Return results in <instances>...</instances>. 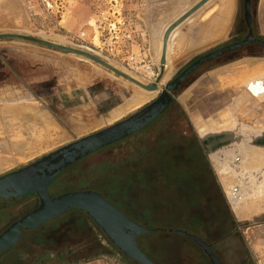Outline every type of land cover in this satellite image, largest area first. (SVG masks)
<instances>
[{
  "label": "rangeland",
  "instance_id": "1",
  "mask_svg": "<svg viewBox=\"0 0 264 264\" xmlns=\"http://www.w3.org/2000/svg\"><path fill=\"white\" fill-rule=\"evenodd\" d=\"M198 1L0 0V33L92 49L105 61L149 84L162 71L159 46L167 25ZM222 1L211 0L213 4L208 2L187 22L189 28H203L201 39L208 34L210 23L222 16L215 15L218 7L212 8L217 2L223 5ZM234 4L230 31L224 38L201 41L191 48L186 45L184 31L180 32L171 53L172 74L150 97H144L147 90L136 83L82 55L25 39L1 38L0 176L138 113L153 104L200 56L235 43L234 39H244L249 31L245 0H235ZM208 8L212 9L210 14L206 13ZM251 26L255 36L264 37V0H254ZM250 59L263 63L264 49L249 45L206 61L179 90L171 91L174 101L155 120L76 161L52 182L50 193L58 196L92 190L102 194L130 219L155 230L142 234L138 243L156 264H213L199 243L178 230L201 237L224 264H264V253L255 246L259 236L264 238V221L251 220L245 225L236 215L197 127V119L214 118L207 123L213 122L219 129L233 121L236 128L240 120H252L264 128V101L248 106L255 99L248 96L245 86L224 87L219 78L224 68L225 74L233 73L239 62ZM253 67L249 75L256 80L264 70L253 71ZM262 86L252 89L254 94H259ZM244 95L248 97L239 110L245 111H237L238 120L226 109L235 104L234 96ZM12 101L18 105H8ZM249 112L250 118L240 117ZM222 115H229L228 123H220L225 118ZM29 142L35 143V149ZM33 149L30 154L26 151ZM226 162L229 167L231 160ZM240 175L245 174H236V179L232 176L233 184L240 183ZM241 183L234 187L240 197L248 182ZM38 205L36 193L0 199V234ZM73 210L35 231H26L16 246L0 255V264H37L46 253H50V264H127L121 250L96 222ZM59 250L67 253L64 263L58 257Z\"/></svg>",
  "mask_w": 264,
  "mask_h": 264
},
{
  "label": "water",
  "instance_id": "2",
  "mask_svg": "<svg viewBox=\"0 0 264 264\" xmlns=\"http://www.w3.org/2000/svg\"><path fill=\"white\" fill-rule=\"evenodd\" d=\"M208 1L209 0H200L197 2L187 13L181 17V19L176 21L173 27L180 24L184 19L192 15ZM251 5L252 0H245V18L250 29L249 34L239 42L219 47L200 56L167 85L166 89L162 91L160 97L153 104L148 105L140 112L130 116L127 119L77 139L76 141H73L49 153L41 159L25 167H22L21 169L0 176V199L8 200L11 198H19L31 192H36L40 199L39 206L36 209L14 221L0 234V255L19 243L24 229L37 228L45 224L47 221L55 219L66 212H69L73 209H80L87 211V213L94 219L98 226L103 229L112 243L117 246L126 256L134 259L140 264H156L140 248L138 243V239L142 234L151 233L155 231L154 229H149L144 225L130 219L123 211L117 208L114 203L109 201L99 192L92 190H77L65 192L58 196H52L49 191V186L60 173H62L66 168L74 164L76 161L106 145H109L125 137L128 134L133 133L134 131L145 127L155 120L169 106L172 95L168 92V90L178 89L182 81L185 80L204 62L220 55L236 51L251 43L264 44L262 40L255 38L253 35V29L251 26ZM172 28L168 29L164 35L162 64L166 63L167 44ZM1 38H20L62 52L76 53L96 61L111 71H114L118 75L135 82L137 85L147 90L155 91L159 88L158 83L161 77L153 83L144 84L128 73L105 61L100 56L90 52L89 50L67 46L47 39L19 33H0V39ZM163 71L164 67L162 66L161 74ZM224 134H229L231 136L215 147L209 146L207 144V140L202 136V144L204 149L209 154H211L213 152H217L218 150H223L232 146V143L235 142V138H237L232 130L222 131L218 134L212 133L211 135H222L224 137ZM236 159L239 160L240 157H237ZM255 220L264 221V218L256 217ZM249 222L250 221H242V223L245 225ZM178 232L192 237L197 243H199L209 254L214 264H222L211 246L201 237L182 230H178Z\"/></svg>",
  "mask_w": 264,
  "mask_h": 264
},
{
  "label": "crops",
  "instance_id": "3",
  "mask_svg": "<svg viewBox=\"0 0 264 264\" xmlns=\"http://www.w3.org/2000/svg\"><path fill=\"white\" fill-rule=\"evenodd\" d=\"M166 8L167 9L169 8L170 11L171 7L166 6ZM179 16H177L175 19H172V21H170V23L167 26H169L173 21H175ZM232 19H233V15H232ZM191 21H188L187 19L186 21H184V23H181V25H179L177 29L175 28V31L179 30V28H180V32L184 31L183 33L185 35L184 39L185 38L188 39V43L186 45L188 47L191 46V48L193 47L196 48L197 46L201 45V41L202 43L203 41L205 43H208L212 39L224 38L226 35H228L232 23L230 22V25L222 24L219 27L217 23V19H214L210 23L209 27L206 28L209 31L208 34H205L206 38L203 37L201 39V36L203 34V28L201 30L189 28L187 22H191ZM186 45L184 44L183 46ZM260 64H261L260 61L252 62L251 59L244 60L238 63L239 69L237 71L228 74L227 73L225 74L226 69L224 68V70H221L219 72L221 85L224 87L232 86L235 88H240L245 86L247 89L248 96L250 95L249 96L250 98L255 99L253 101V104H250L248 106L259 104V101L261 100L264 101V89L259 90V94L256 95L254 94L252 88L253 87L257 88L258 86L260 88L262 85L264 86V82H262L264 81V71L261 74L257 75L258 81L256 80L255 82L254 79H251V82L249 81L247 82L248 84H244L245 82L244 83L242 82L243 84L239 83L240 85L239 84L236 85V84H232L231 81H234L235 79H239L241 77H245L247 73L249 74V72H251L250 71L251 66H257ZM227 82H230L231 84H228ZM185 96L186 95H184V98H186ZM248 96L245 97L234 96V98H236L234 99L235 104H233L231 108H228L226 110H229L232 113L233 117L235 116L236 118H238L239 115L237 114V111L239 110V105H244L243 104L245 102L244 98ZM23 100H28V99H23ZM13 102L14 105H18L16 101H12L8 105H13ZM18 103H20V101H18ZM246 116L250 118L252 114L249 112L248 115H243L240 117H246ZM210 120L213 121L214 118ZM210 120L197 119L198 131L207 141L211 139L210 142H214L215 144L217 143L215 146L219 145L222 141L230 138L231 135L224 134L225 139L222 138L223 139L222 140L220 138L223 137L222 135L212 136L211 134L212 133L218 134L221 133V131L227 129L229 130L232 129L233 133L237 137L235 138V142L232 143L233 144L232 146L223 150L222 149L218 150L217 152H213L210 154L212 163L214 164L221 180L223 181V184L226 187V193L230 198L231 204L233 205V210L235 211L236 215L239 218H241L246 222L255 220L256 217L264 218V128H262V126L261 127L257 126L255 123L252 122V120H249V122L246 121L245 123H242L240 122L241 120L238 118V120L240 121L236 128L234 127L235 122L233 121V123L230 126H222L219 129V128H215L216 126L214 125L213 122L208 125L207 122L208 121L210 122ZM210 136H212L213 138ZM215 138L217 140H214ZM237 157H240V159L237 160L236 159ZM227 160H231V162H229L231 166L229 165V167L227 166V162H226ZM239 173L245 175L239 176V178L241 177L240 183L234 182L233 184L232 181L233 177L234 179H236V174ZM244 181L248 182V184L246 187L245 185H243L244 188L242 189V195L240 197L241 194L240 191L238 189L235 190L234 187L235 185L236 187L237 186L239 187L242 184L241 182ZM236 199H238V202L235 201ZM235 205H237L238 207ZM255 246L256 248L260 249V253H264V238L259 236V238L255 242Z\"/></svg>",
  "mask_w": 264,
  "mask_h": 264
},
{
  "label": "bare ground",
  "instance_id": "4",
  "mask_svg": "<svg viewBox=\"0 0 264 264\" xmlns=\"http://www.w3.org/2000/svg\"><path fill=\"white\" fill-rule=\"evenodd\" d=\"M234 1L235 0H223L222 2H224V4L223 5H221V3H219V2H217V3H214V7L212 6V8L215 10L216 9V7H218V10H217V12H216V14L215 15H218V14H220V13H222V19H221V17L219 16V17H217V23H218V26L220 27L222 24L224 25H230V22H231V19H232V15H233V10H234ZM199 2V1H198ZM208 2H211V0H209ZM208 2H206L203 6H201L196 12H194L192 15H190L189 17H187L186 19H184L181 23H184V21H186L187 19H188V21H191V20H193L194 19V17H195V13H197L198 11H200V10H202L203 9V7L208 3ZM212 3V2H211ZM209 4V3H208ZM213 4V3H212ZM218 5V6H217ZM193 7V6H192ZM191 7V8H192ZM190 8V9H191ZM189 9V10H190ZM222 9V10H221ZM189 10H187L186 12H184L182 15H180L175 21H173L167 28H166V30H165V32L168 30V29H171L172 27H173V25L176 23V21H178V19H181V17L185 14V13H187ZM208 11L206 12L207 14L209 13H211V11H212V9L210 8H208L207 9ZM206 13H203L204 15L206 14ZM160 14V13H159ZM197 15V14H196ZM201 16V15H200ZM203 16V15H202ZM206 16V15H205ZM214 16V15H213ZM181 23L180 24H178V25H176V26H174L173 28H172V30H171V33H170V36H169V39H168V44H167V53H166V63L165 64H162V58H163V49H164V35H165V32H164V34H163V39L161 40V43H160V46H159V57L161 56V68H162V66L164 67V71H163V73L162 74H160L159 73V75H158V78H160L161 77V79H160V81H159V83H158V86L159 85H161V84H163L170 76H171V74H172V70H173V65H174V62H172V60H174V58L171 56V53L174 51V49H175V47L174 46H176V44H177V41H178V33H180V28H179V30H176L175 31V28L177 29V27H179V25H181ZM59 39V38H58ZM60 40V39H59ZM85 49H87V50H89L90 52H92V49H89V48H86L85 47ZM171 50V51H170ZM161 52H162V55H161ZM94 54H95V52H93ZM95 55H98V54H95ZM101 55V54H100ZM99 56V55H98ZM264 67V61H263V63H261L260 65H257V66H254L252 69H253V71H258V70H262V68ZM149 72V71H148ZM250 73V72H249ZM253 73V72H252ZM151 75V74H150ZM132 76V75H131ZM134 77V76H133ZM248 77V78H247ZM135 79H137V80H139V81H141L142 83H144V84H148L145 80H144V78H142V80H140V79H138L137 77H134ZM152 78V77H151ZM247 78V79H246ZM253 77L252 76H250L248 73H247V75L245 76V77H241V78H239V79H235L234 81H231V83L232 84H238L239 82H241V81H245V80H247V81H245V82H251V79H252ZM259 79V78H258ZM257 80V79H256ZM256 80H254V82L256 81ZM156 81V80H155ZM133 82V81H132ZM224 82V81H223ZM262 82H264V81H262ZM133 83H135V82H133ZM228 84H231L230 82H227ZM150 84V83H149ZM253 84H255V83H253ZM252 85V84H251ZM139 86V85H138ZM141 87V86H140ZM263 87V86H262ZM143 88V87H142ZM251 88V87H250ZM145 89V88H144ZM159 89V88H158ZM253 90H256V87H253L252 88ZM259 89V88H258ZM145 90H147V89H145ZM149 91V92H148ZM155 91H157V90H155ZM155 91H151V90H147V92H143L144 93V97H150V96H152L153 95V92H155ZM142 92V91H141ZM151 92V93H150ZM142 93V94H143ZM155 93H157V92H155ZM142 96V97H143ZM19 112H20V109L18 110ZM245 110L242 108V109H240L239 110V112H240V114H242L243 112H244ZM40 113V112H39ZM227 113V111L225 112V114ZM42 113H40V115H41ZM223 117H225V118H223V120L222 119H220L221 121H220V123H228V121L230 120V118H229V115H222ZM13 120V119H12ZM38 120V119H37ZM48 121V120H47ZM217 121H218V119H217ZM17 124V123H16ZM49 124V123H48ZM230 124V123H229ZM232 124V123H231ZM32 125H33V123H32ZM18 128H21V127H18ZM1 129L2 128H0V131H1ZM17 130H19V129H17ZM20 130H22V129H20ZM45 130V129H44ZM16 132V131H15ZM21 132H23V131H21ZM19 133V132H18ZM221 139L222 138H224V137H220ZM227 138V137H226ZM53 139V138H52ZM225 139V138H224ZM43 140V139H42ZM211 140V139H210ZM210 140H208L207 141V144L209 145V146H215L216 144L214 143V142H210ZM214 140H217L216 138L214 139ZM223 140V139H222ZM221 140V141H222ZM41 141V140H40ZM213 141V140H212ZM35 142V141H34ZM30 144H31V142H29ZM219 143V142H218ZM29 144V145H30ZM35 144V143H34ZM34 144L32 145L33 146V148H34ZM28 146V145H27ZM31 146H29V148H30ZM32 148V147H31ZM30 148V149H31ZM35 149V148H34ZM34 149H33V151H29V150H26L28 153L29 152H31V153H33L34 152ZM36 149H37V147H36ZM14 152V151H13ZM35 152H36V150H35ZM30 154V153H29ZM26 155H28V154H26ZM24 156V155H23ZM23 156H21L20 157V159L21 158H23ZM18 159V158H17ZM10 162V161H9ZM8 163V162H7ZM0 165H1V163H0Z\"/></svg>",
  "mask_w": 264,
  "mask_h": 264
},
{
  "label": "trees",
  "instance_id": "5",
  "mask_svg": "<svg viewBox=\"0 0 264 264\" xmlns=\"http://www.w3.org/2000/svg\"><path fill=\"white\" fill-rule=\"evenodd\" d=\"M14 199H17V198H14ZM148 211H149V209H150V207L149 208H146ZM73 211H75V212H79V213H86L87 215H88V217L90 218V219H92V220H94L88 213H87V211H85V210H80V209H74ZM97 224V223H96ZM98 225V224H97ZM40 227V226H39ZM39 227H37V228H34V229H24V231H23V234L26 232V231H31V230H33V231H35V230H37ZM100 229H101V231L104 233V234H106L104 231H103V229L100 227ZM109 238V237H108ZM112 242V241H111ZM10 250V249H9ZM70 252H71V250H69ZM121 254H122V256H123V258L125 259V261L127 262V264H140V263H138L137 261H135L134 259H132V258H130V257H128V256H126L122 251H121ZM66 255H67V253L65 252V251H63V250H59L58 251V257H59V259H60V261H62V263H64V262H66V259H65V257H66ZM51 260V257H50V253H46L44 256H42L41 257V259H39L38 261H37V264H50V263H48V261H50Z\"/></svg>",
  "mask_w": 264,
  "mask_h": 264
},
{
  "label": "flooded vegetation",
  "instance_id": "6",
  "mask_svg": "<svg viewBox=\"0 0 264 264\" xmlns=\"http://www.w3.org/2000/svg\"><path fill=\"white\" fill-rule=\"evenodd\" d=\"M253 4H254V0H252V5H251V9H252V11H253ZM249 32H250V29H249V31H248V34H249ZM253 35H254V37L255 38H257V39H259V40H262L263 42H264V37H257V36H255V34L253 33ZM241 39H234V41L235 42H239ZM249 45H257V46H260V47H262L263 49H264V44H260V43H251V44H249ZM249 45H247V46H249ZM246 46V47H247ZM227 54V53H226ZM223 55H225V54H223ZM220 56H222V55H220ZM219 56V57H220ZM206 62H204L203 64H201L194 72H192L185 80H183L182 81V83L180 84V86L178 87V89H176V90H168L169 92H170V94L172 95V99H171V101L169 102V105H171L172 104V102L174 101V95L171 93V91H177V90H179L181 87H182V85H184L185 84V82H186V80L192 75V74H194L201 66H203L204 64H205ZM140 112V111H139ZM32 193H36V192H31V193H29V194H32ZM29 194H27V195H29ZM37 194V193H36ZM38 195V194H37ZM52 195V194H51ZM26 196V195H25ZM53 196V195H52ZM39 197V196H38ZM39 203H40V199H39ZM39 206V205H38ZM37 206V207H38ZM36 207V208H37ZM35 208V209H36ZM34 210V209H33ZM215 252V251H214ZM216 254H217V256L219 257V259H220V261H221V263L222 264H224V261L222 260V258L219 256V254L217 253V252H215ZM209 255V254H208ZM210 257V256H209ZM211 259V258H210ZM212 261V260H211ZM212 263H213V261H212ZM214 264V263H213Z\"/></svg>",
  "mask_w": 264,
  "mask_h": 264
}]
</instances>
